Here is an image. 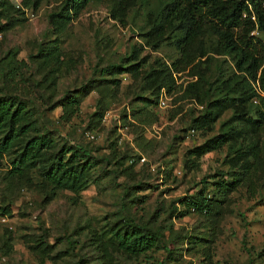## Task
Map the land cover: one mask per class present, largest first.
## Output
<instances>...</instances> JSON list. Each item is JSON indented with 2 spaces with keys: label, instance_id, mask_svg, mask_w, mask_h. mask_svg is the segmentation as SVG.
Segmentation results:
<instances>
[{
  "label": "rangeland",
  "instance_id": "374dc122",
  "mask_svg": "<svg viewBox=\"0 0 264 264\" xmlns=\"http://www.w3.org/2000/svg\"><path fill=\"white\" fill-rule=\"evenodd\" d=\"M163 1L139 0L121 24L109 15L110 0H94L57 33L50 29L48 15L63 0H42L36 10L10 0L24 14L19 24L0 34V96L12 94L22 100L40 130L54 133L58 146L83 147L100 162L81 190H57L49 199L35 169L29 181L5 179L13 154L5 155L0 164V207L10 204L11 214L0 211V264H264V186L254 194L240 186L218 217H178L179 198L204 186L210 196L211 183L227 169V145L204 154L188 171L184 168L186 150L216 134L231 115L225 112L212 132L187 130L199 113L194 100L183 96L186 83L194 78L177 74L178 87L165 93L166 104L161 102L162 89L152 105L142 99L150 94L141 76L117 74L115 95L106 98L108 109L92 129L87 126L101 95L97 89L82 99L69 120L57 105L67 90L98 77L101 67L135 62L129 58L134 46L140 50L138 59H148L143 70L157 60L171 63L177 56L173 44L164 42L153 49L140 37L145 14ZM56 38L59 62L32 57L41 43ZM12 50L14 69L8 73L11 57L4 58ZM233 72L229 57L214 56L211 80ZM251 107L261 105L254 99ZM174 206L178 210L173 211ZM130 218L160 234L153 248L137 255L117 251L114 230Z\"/></svg>",
  "mask_w": 264,
  "mask_h": 264
},
{
  "label": "trees",
  "instance_id": "16d2710c",
  "mask_svg": "<svg viewBox=\"0 0 264 264\" xmlns=\"http://www.w3.org/2000/svg\"><path fill=\"white\" fill-rule=\"evenodd\" d=\"M41 1L21 0V4L36 10ZM91 1L94 0H63L58 10L48 15L50 29L57 33L63 31ZM110 1V17L125 24L129 11L139 0ZM22 14L24 10L15 7L10 0H0V34L19 24ZM140 37L153 49L164 42L173 44L176 58L169 64L157 60L148 70H143L148 59H138L140 50L134 46L129 58L135 62L122 61L101 67L98 77L67 90L57 105L62 107L64 119L69 120L82 99L97 89L101 95L87 126L92 129L100 124L108 109L106 98L115 95L119 85L117 74L141 76L142 87L150 94L142 99L152 105L157 103L162 89L170 93L178 87L177 74L186 73L194 78L186 83L183 96L194 100L199 113L191 118L187 130L212 132L225 112L231 111V115L221 123L216 134L186 150L184 168L188 171L196 166L198 158L227 145L223 158L227 169L211 183L210 196L204 193V186L179 198L178 205L182 209L178 217L191 213L218 217L227 208L229 195L240 186H245L251 194L264 186V0H164L156 11L145 14ZM58 49L56 38L41 43L32 57L59 62ZM15 53L9 51L4 58L11 57L8 73L14 69L11 62ZM214 56L229 57L236 72L211 80L209 70ZM254 99L261 107H251ZM109 148L112 154L116 151L113 142ZM11 153V168L4 178L9 182L29 181V173L35 169L47 188L49 199L57 190H81L90 171L100 162L83 147L58 146L54 133L40 130L27 105L12 94L0 96V164L5 155ZM173 208V211L178 210ZM0 211L10 215L11 205H3ZM11 240L9 234L8 241ZM113 240L117 251L137 255L153 248L160 234L134 224L130 218L116 227Z\"/></svg>",
  "mask_w": 264,
  "mask_h": 264
},
{
  "label": "built area",
  "instance_id": "2783aa9c",
  "mask_svg": "<svg viewBox=\"0 0 264 264\" xmlns=\"http://www.w3.org/2000/svg\"><path fill=\"white\" fill-rule=\"evenodd\" d=\"M165 93H166V92L163 90V91H162V95H163L164 99H163V98L161 99L162 104H166L165 100H167V96H166ZM140 160H141V161H145V158L142 157Z\"/></svg>",
  "mask_w": 264,
  "mask_h": 264
}]
</instances>
